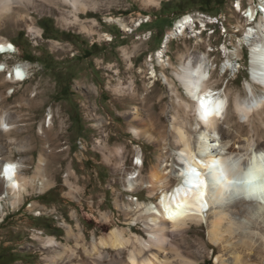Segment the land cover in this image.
<instances>
[{"label": "rangeland", "instance_id": "obj_1", "mask_svg": "<svg viewBox=\"0 0 264 264\" xmlns=\"http://www.w3.org/2000/svg\"><path fill=\"white\" fill-rule=\"evenodd\" d=\"M238 1L242 10L235 6ZM255 3L80 0L76 9L64 0H15L9 11H0V40L17 48L14 54H0V162L18 164L25 187L4 198L0 208V264H71L76 259L63 245L75 248L81 234L90 244L114 226L146 235L147 219L137 202L154 199L146 185L131 189L129 179L140 171L139 177L147 176L161 153H173L164 138L174 115L201 125L194 100L175 76L189 55L207 56L210 85L229 93L231 119L219 121L224 140L257 138L252 125L263 127L262 122L244 123L233 105L235 95L252 96L249 84L259 93L251 46L241 39L250 27L245 10ZM185 16L190 19L182 33L177 26ZM112 17L124 19L133 31L111 22ZM175 29L180 32L167 41ZM161 48L170 65L156 59ZM15 64L26 67L23 81L12 76ZM176 87L190 102L186 114L174 110ZM136 107L148 118L151 112L156 115L159 142L148 137L147 126L132 119ZM138 152L144 161L140 171ZM5 189L0 178V193ZM233 198L227 200L231 205L237 200ZM244 206L251 211L236 214L235 220L254 235L244 243L238 237L211 241L208 222L190 230L191 244L205 251L203 257L195 255L197 264H264V214L255 203ZM50 236L58 242L56 250L47 241ZM61 251L64 256L54 258Z\"/></svg>", "mask_w": 264, "mask_h": 264}, {"label": "bare ground", "instance_id": "obj_2", "mask_svg": "<svg viewBox=\"0 0 264 264\" xmlns=\"http://www.w3.org/2000/svg\"><path fill=\"white\" fill-rule=\"evenodd\" d=\"M64 1L72 2L75 7L80 3V0ZM148 1L153 2L154 0ZM257 1V4H250L245 10L247 13L245 21L250 24V27L245 29V35L241 39L247 41L251 46L252 77L259 93L252 89V85L249 84L252 96L242 99L240 95H235L233 104L236 116L243 117L244 123L250 125L256 118L262 122L263 127L252 125L255 129L254 135L256 134L257 138L254 139L255 136L246 138L244 143L240 142L238 138L236 140H224L220 130L222 125L219 121L231 119L228 107L230 105L228 104L229 93L227 90H224V94L216 92V88H212L210 85L212 69L207 62V56L189 55L188 59L179 66V70L175 71V76L185 89L187 96L194 100L193 105L201 125L193 126L185 117L176 120L174 115L173 123H171L172 129L165 136L164 145L171 147L175 152L173 151L169 156L161 153L160 162L151 167L147 176L141 175V177H139L140 168L144 165V161L142 153L138 152L135 165L140 173L129 179L131 189L146 185L151 198L154 199L147 203L137 202V205L141 206L143 216L147 219L143 229L146 235L134 232L130 228L120 229L114 226L108 234L101 235L88 244L81 234L75 248L63 245V249H70L69 257L76 259L71 264H197L195 255L203 257L205 251L204 248L197 247V244H191L190 230L193 227H200L203 222L209 223L208 238L211 241L238 237L244 243L245 238L254 236L247 229H243L241 222L236 221L235 218L236 214L251 211L249 207L244 206V202L255 203L257 211L264 214V0ZM14 2L15 0H0V11H9ZM235 6L237 10L243 9L240 1ZM259 13L260 20L256 22ZM189 19V16H185L179 21L177 27L182 33L185 32L184 27ZM112 21L118 23L125 31H133V27H130L122 18L112 17ZM252 21L256 23L252 25ZM142 22L143 19H140L136 26ZM178 29L168 32L167 41L180 32ZM224 48L227 49L226 46ZM16 51L17 48L13 42L0 40V54H14ZM155 56L162 66L171 64L169 58H166L164 48H161ZM2 67H6L5 62L2 63ZM25 68L21 64H15L10 71H12V76L23 81L26 78ZM17 69L20 70V76L17 75ZM151 70V77L155 81L158 76L157 71L154 66ZM190 72H196L197 75L192 77ZM165 81L172 87L176 86L172 80L168 81L165 78ZM176 88L177 104L174 110L176 113L182 111V114H186L190 102L181 95L178 87ZM196 88L199 89L198 92L195 91ZM194 94L196 96H209L213 101L221 102L220 115L213 114L207 120L202 119L198 112V104L197 100L194 99ZM143 99L146 100L147 97L143 96ZM148 115L149 118L136 107L132 113V119L147 126L148 137L159 142L160 132L156 127L158 119L153 112ZM51 121L52 115L49 113L48 122L51 123ZM133 130L138 133L137 129ZM238 136H241L240 132ZM118 152L120 153V151ZM213 161L220 162L231 180L245 178V174L250 168L256 169L257 180L252 185H235L231 188H226L222 183L213 186L209 183L208 168V165ZM162 162L166 164H162ZM10 165L14 168H9ZM18 168V164L13 161L4 160L0 162V178H3L4 187H6L4 192L0 193V208L3 207L4 198L11 194L19 195L25 189L20 175H18ZM190 168L199 171L200 177L193 178L189 174ZM217 179H219L218 175ZM199 181L205 183H199ZM233 197L237 200L231 205V202L229 203L227 200H232ZM169 212L178 213L177 218L169 220ZM240 227L243 228L240 229ZM193 240L201 243L200 237H195ZM47 241L50 246H53L52 248L57 249L58 242L54 237H48ZM64 253L65 251L58 252L54 258L62 257ZM84 255L88 258L84 259Z\"/></svg>", "mask_w": 264, "mask_h": 264}, {"label": "snow or ice", "instance_id": "obj_3", "mask_svg": "<svg viewBox=\"0 0 264 264\" xmlns=\"http://www.w3.org/2000/svg\"><path fill=\"white\" fill-rule=\"evenodd\" d=\"M11 47V46H9ZM17 75L20 76V70L17 69ZM197 75L196 72H190V76L195 77ZM195 87V85H193ZM196 92L199 91L198 88L195 89ZM194 99L197 100L198 104V112L202 119L207 120L208 117L211 115H220V111L222 109V103L219 101H213L209 96H196L194 94ZM9 168H14V166L10 165ZM209 168V183L213 186L217 184H224L226 188H231L235 185H252L257 180V176L255 175V168H250L248 172L245 174V178L240 180H231L229 179L228 175L225 173V170L220 165L219 161H213L208 165ZM189 174L193 178H199L200 172L197 171L195 168L189 169ZM217 175L219 179H217ZM199 183H205L204 181H199ZM168 211V209H165ZM178 213L176 212H169L168 219L174 220L177 218Z\"/></svg>", "mask_w": 264, "mask_h": 264}, {"label": "built area", "instance_id": "obj_4", "mask_svg": "<svg viewBox=\"0 0 264 264\" xmlns=\"http://www.w3.org/2000/svg\"><path fill=\"white\" fill-rule=\"evenodd\" d=\"M15 77V76H14ZM18 80V79H17Z\"/></svg>", "mask_w": 264, "mask_h": 264}]
</instances>
